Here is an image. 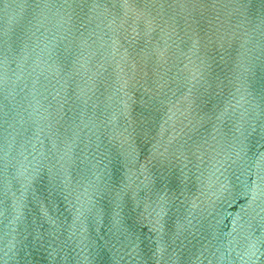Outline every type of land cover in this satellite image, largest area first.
I'll list each match as a JSON object with an SVG mask.
<instances>
[{
	"label": "water",
	"instance_id": "water-1",
	"mask_svg": "<svg viewBox=\"0 0 264 264\" xmlns=\"http://www.w3.org/2000/svg\"><path fill=\"white\" fill-rule=\"evenodd\" d=\"M0 264H264V0H0Z\"/></svg>",
	"mask_w": 264,
	"mask_h": 264
}]
</instances>
